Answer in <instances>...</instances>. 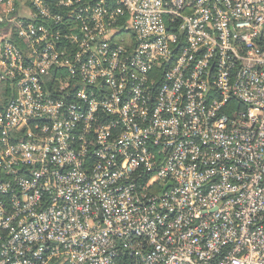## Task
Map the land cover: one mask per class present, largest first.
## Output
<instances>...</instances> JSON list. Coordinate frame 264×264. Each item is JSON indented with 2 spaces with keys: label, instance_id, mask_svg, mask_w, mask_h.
I'll return each mask as SVG.
<instances>
[{
  "label": "built area",
  "instance_id": "2783aa9c",
  "mask_svg": "<svg viewBox=\"0 0 264 264\" xmlns=\"http://www.w3.org/2000/svg\"><path fill=\"white\" fill-rule=\"evenodd\" d=\"M0 8V264H264V0Z\"/></svg>",
  "mask_w": 264,
  "mask_h": 264
},
{
  "label": "rangeland",
  "instance_id": "374dc122",
  "mask_svg": "<svg viewBox=\"0 0 264 264\" xmlns=\"http://www.w3.org/2000/svg\"><path fill=\"white\" fill-rule=\"evenodd\" d=\"M26 11H33V7L32 6H27ZM0 15H6V11L4 10V8H0ZM9 29L7 23H6V19H4L3 22L0 21V33H4Z\"/></svg>",
  "mask_w": 264,
  "mask_h": 264
},
{
  "label": "trees",
  "instance_id": "16d2710c",
  "mask_svg": "<svg viewBox=\"0 0 264 264\" xmlns=\"http://www.w3.org/2000/svg\"><path fill=\"white\" fill-rule=\"evenodd\" d=\"M46 1L54 4L57 0H46ZM68 100H72V97H69Z\"/></svg>",
  "mask_w": 264,
  "mask_h": 264
}]
</instances>
